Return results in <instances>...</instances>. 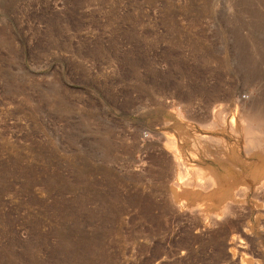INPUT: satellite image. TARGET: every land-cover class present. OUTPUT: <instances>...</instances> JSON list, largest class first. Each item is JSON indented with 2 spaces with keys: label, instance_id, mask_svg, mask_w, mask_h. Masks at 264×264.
<instances>
[{
  "label": "rangeland",
  "instance_id": "1",
  "mask_svg": "<svg viewBox=\"0 0 264 264\" xmlns=\"http://www.w3.org/2000/svg\"><path fill=\"white\" fill-rule=\"evenodd\" d=\"M255 133L264 0H0V264H264Z\"/></svg>",
  "mask_w": 264,
  "mask_h": 264
},
{
  "label": "bare ground",
  "instance_id": "2",
  "mask_svg": "<svg viewBox=\"0 0 264 264\" xmlns=\"http://www.w3.org/2000/svg\"><path fill=\"white\" fill-rule=\"evenodd\" d=\"M249 123V122H248ZM236 124V123H235ZM252 125V124H251ZM247 126V125H246ZM248 126H249V124H248ZM257 126V125H256ZM252 128H254V126L252 127ZM251 128V129H252ZM259 129V128H258ZM256 135H257V133H255ZM253 135V134H252ZM255 135V137H257L258 138V140H256V150L260 153V154H264V137L263 136H260V135H257L256 136ZM263 135V134H262ZM252 139V138H251ZM174 140V139H173ZM173 144H175V143H173ZM179 147H177V148H175V149H177V150H179L178 149ZM181 150V149H180ZM183 153V152H182ZM176 155H178V157L176 158V159H178L177 161L179 162V159H180V156H181V152L180 151H176ZM203 172H205V171H203ZM199 175V174H198ZM201 177V176H200ZM179 180L181 179V177H180V175H179ZM261 178V177H260ZM230 191V190H229ZM229 191H227L226 190V192H224L223 194H221L219 197H218V201H220L221 199H223V198H225L226 196H228L229 195ZM223 192V191H222ZM189 193V192H188ZM218 201H216L217 203H218ZM215 204V203H214ZM208 211V210H207ZM250 260V259H249ZM249 260H247V259H243V262H245V263H249L250 261ZM244 263V264H245ZM251 263V262H250ZM249 263V264H250Z\"/></svg>",
  "mask_w": 264,
  "mask_h": 264
}]
</instances>
